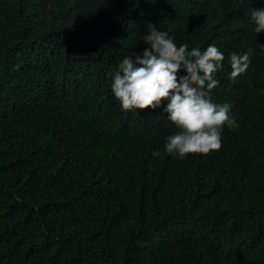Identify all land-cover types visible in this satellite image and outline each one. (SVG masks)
Instances as JSON below:
<instances>
[{
    "label": "trees",
    "instance_id": "obj_1",
    "mask_svg": "<svg viewBox=\"0 0 264 264\" xmlns=\"http://www.w3.org/2000/svg\"><path fill=\"white\" fill-rule=\"evenodd\" d=\"M251 6L264 0H0V264H264V31ZM149 22L223 53L210 97L237 126L219 149L169 154L166 101L129 113L113 97ZM248 47L230 79L228 54Z\"/></svg>",
    "mask_w": 264,
    "mask_h": 264
},
{
    "label": "clouds",
    "instance_id": "obj_2",
    "mask_svg": "<svg viewBox=\"0 0 264 264\" xmlns=\"http://www.w3.org/2000/svg\"><path fill=\"white\" fill-rule=\"evenodd\" d=\"M248 22L254 33L264 31V7H250ZM142 52H128L112 74L110 89L122 112L156 109L163 112L177 131L165 137L164 150L178 158L192 153L207 154L221 146L223 127H236L228 102L214 103L210 92L219 81L225 57L214 43L203 50L177 45L168 31L147 24ZM264 51V45L259 44ZM252 48L228 54L230 79L246 71ZM183 71V74L181 73ZM159 153L153 151L152 155Z\"/></svg>",
    "mask_w": 264,
    "mask_h": 264
}]
</instances>
